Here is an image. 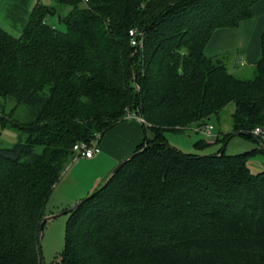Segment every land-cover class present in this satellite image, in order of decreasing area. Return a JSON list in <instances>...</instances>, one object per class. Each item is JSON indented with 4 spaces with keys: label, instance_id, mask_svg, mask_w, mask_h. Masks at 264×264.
Returning a JSON list of instances; mask_svg holds the SVG:
<instances>
[{
    "label": "trees",
    "instance_id": "16d2710c",
    "mask_svg": "<svg viewBox=\"0 0 264 264\" xmlns=\"http://www.w3.org/2000/svg\"><path fill=\"white\" fill-rule=\"evenodd\" d=\"M262 1L55 0L35 4L18 35L0 26V97L26 110L20 119L0 105V126L21 131L0 147V264H43L41 220L73 144L96 142L127 110L154 136L67 209L52 264H264V169L247 164L264 155L250 133L264 124V31L250 78L204 52ZM58 15L65 30L47 23ZM231 102L234 133L258 143L249 151L185 153L160 135Z\"/></svg>",
    "mask_w": 264,
    "mask_h": 264
},
{
    "label": "rangeland",
    "instance_id": "374dc122",
    "mask_svg": "<svg viewBox=\"0 0 264 264\" xmlns=\"http://www.w3.org/2000/svg\"><path fill=\"white\" fill-rule=\"evenodd\" d=\"M47 23L59 30L66 29L65 25L54 16L47 17ZM262 25H264V0L258 7L253 9V17L244 20L238 27L218 28L214 30L205 46L204 52L208 56L226 59L229 71L235 76L250 78L253 76L254 64L260 57L261 29L259 30L258 28ZM5 30L11 33L9 30ZM0 105L6 113L13 108L14 116L20 119L26 113L23 105H16L14 100L0 97ZM233 111L234 104L231 102L217 114L209 115L201 123L188 126L186 128L188 131L182 129H162L160 135L168 145L185 153L208 155L218 151H223L226 154L249 151L255 148L258 143L253 137L234 133ZM205 125L211 127V137L204 135L202 129L206 127ZM146 133L147 137L154 136L151 128H148ZM227 133H233L234 135L228 140H223L224 135ZM20 135L21 131L16 128L0 126V147L11 146L18 140ZM75 159H73L62 175V178L65 179L63 185L58 186V189L54 188L52 190L45 205V214L50 216L63 212L76 204L78 197L80 201L94 191L90 190L87 194L80 196L82 191L91 184L92 177L87 163L82 159L75 162ZM247 164L252 172L263 170L264 155L259 153L249 157ZM65 174L68 178L77 175L81 178V183L87 186L78 191V187L71 185V179H67ZM68 217V213H63L47 219L42 225L39 244L40 253L45 264L54 263L55 258L64 248Z\"/></svg>",
    "mask_w": 264,
    "mask_h": 264
},
{
    "label": "crops",
    "instance_id": "0c3cea01",
    "mask_svg": "<svg viewBox=\"0 0 264 264\" xmlns=\"http://www.w3.org/2000/svg\"><path fill=\"white\" fill-rule=\"evenodd\" d=\"M54 2L53 0H0V26L12 34L18 35L25 27L35 4L50 5ZM260 3L255 7H258ZM258 29H261V34L264 31V25ZM145 136L143 125L135 120L128 119L115 123L94 142L95 153L92 157L75 159V162L82 159L87 163L92 177L91 184L84 185L77 175L68 178L66 173V178L71 179L70 184L77 186L78 191L87 186L80 196L87 194L90 190H95L107 179L118 162L144 145ZM64 181L65 179L61 177L54 188L58 189V186H62ZM76 200L79 201V197ZM47 216L49 215L46 214Z\"/></svg>",
    "mask_w": 264,
    "mask_h": 264
},
{
    "label": "built area",
    "instance_id": "2783aa9c",
    "mask_svg": "<svg viewBox=\"0 0 264 264\" xmlns=\"http://www.w3.org/2000/svg\"><path fill=\"white\" fill-rule=\"evenodd\" d=\"M130 44L136 49L143 47L142 33L137 29H131L129 32ZM135 120L139 123L145 122L144 118L137 111L127 110L124 115V120ZM206 126V125H205ZM206 137H211L212 131L210 126L203 127L202 129ZM251 135L264 142V124L255 126L251 131ZM72 151L74 152V158H90L95 153V145L93 142L80 141L73 144Z\"/></svg>",
    "mask_w": 264,
    "mask_h": 264
},
{
    "label": "water",
    "instance_id": "95a60500",
    "mask_svg": "<svg viewBox=\"0 0 264 264\" xmlns=\"http://www.w3.org/2000/svg\"><path fill=\"white\" fill-rule=\"evenodd\" d=\"M57 18L59 19V15L57 16ZM226 143V142H225ZM134 155V152L132 153V154H130L129 156H127L126 158H124L123 160H121L120 162H118L117 164H116V166L112 169V171H111V173H110V175H113L123 164H124V162L127 160V159H129L130 157H132ZM78 203H76V204H74L72 207H70L69 209H72L73 207H75L76 205H77ZM68 209V210H69ZM68 210H65V211H63V212H60V213H57V214H54V215H50V216H45V217H43V219L41 220V225H40V231H41V228H42V225H43V223H44V221H46L47 219H50V218H53V217H55V216H58V215H60V214H63V213H66ZM41 255V254H40ZM41 261H42V263L43 264H45L44 263V260H43V257H42V255H41Z\"/></svg>",
    "mask_w": 264,
    "mask_h": 264
}]
</instances>
